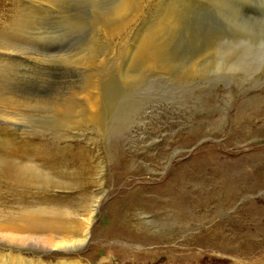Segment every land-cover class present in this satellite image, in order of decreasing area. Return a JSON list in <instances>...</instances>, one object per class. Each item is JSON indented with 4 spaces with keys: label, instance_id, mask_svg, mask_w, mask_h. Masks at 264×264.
<instances>
[{
    "label": "rangeland",
    "instance_id": "1",
    "mask_svg": "<svg viewBox=\"0 0 264 264\" xmlns=\"http://www.w3.org/2000/svg\"><path fill=\"white\" fill-rule=\"evenodd\" d=\"M121 4L0 0V97L20 111L13 122L0 112V225L78 226L100 202L82 246L0 239V264H264V0H141L127 17ZM172 4L180 24L164 33L157 66L142 67L138 44ZM93 80L104 123L70 130ZM234 174L239 187L260 183L232 190ZM169 182L192 211L180 232L165 217ZM124 211L116 221L146 239L116 236ZM202 231L216 235L206 247Z\"/></svg>",
    "mask_w": 264,
    "mask_h": 264
},
{
    "label": "bare ground",
    "instance_id": "2",
    "mask_svg": "<svg viewBox=\"0 0 264 264\" xmlns=\"http://www.w3.org/2000/svg\"><path fill=\"white\" fill-rule=\"evenodd\" d=\"M53 2V1H52ZM121 2V0H120ZM167 2V1H166ZM171 2V1H170ZM176 2V0H175ZM179 2V1H178ZM212 2V1H211ZM174 4V3H173ZM172 4V9L171 6H169L170 8L167 9L164 13H160V17H159V20L157 21V24L156 26L154 27V30L149 34L148 32V36H146L139 44H138V47H137V52L134 50V52H136V57L134 55V57L141 63V65L143 64L142 67H144V65L147 67L151 66V67H156L157 64H158V60H157V54H160L159 52L160 49H162L161 47L163 46L162 45V42L164 39V37L166 36L164 33L166 31H168L169 29H173L177 24H180V23H177V19H176V15L177 13H175V8L177 6H175V8L173 7L174 5ZM176 4V3H175ZM178 4V3H177ZM194 4V3H193ZM119 5V4H118ZM140 5H141V0H123V4H121V7L120 9L116 12L117 15L121 16V15H125L126 17L127 16H131L132 14H134L135 12H137L139 9H140ZM117 6V5H116ZM168 6V4H167ZM32 8V7H31ZM203 8V7H202ZM43 9V8H42ZM174 9V10H173ZM56 10V8H55ZM60 10V9H59ZM114 11H116L115 9H113ZM184 10V9H183ZM70 11V10H69ZM179 11V10H178ZM182 11V10H181ZM113 12V11H112ZM115 13V12H114ZM115 13V14H116ZM114 14V16H115ZM128 14V15H127ZM45 16V15H44ZM106 16V15H105ZM114 16H110V18L114 17ZM179 16V15H178ZM183 16V15H182ZM123 17V16H122ZM125 17V19H126ZM103 18V16H102ZM106 18V17H104ZM103 18V19H104ZM109 18V15L108 17ZM117 17L115 16V18L113 19H116ZM180 18V17H179ZM178 18V19H179ZM102 19V20H103ZM109 21V19H107ZM157 20V19H156ZM155 20V21H156ZM181 20V19H179ZM111 21V19H110ZM119 21V20H118ZM124 21V20H122ZM103 22V21H102ZM115 22V21H114ZM181 22V21H180ZM183 22V21H182ZM156 23V22H155ZM102 25V24H100ZM34 27V25H33ZM151 27V26H149ZM179 27V26H177ZM32 28V27H31ZM181 28V26H180ZM103 28H101V31H102ZM153 29V28H152ZM175 29V28H174ZM178 29V28H177ZM167 34V33H166ZM168 35V34H167ZM167 37V36H166ZM20 38V37H19ZM95 38V37H94ZM101 38V37H100ZM169 41V40H168ZM170 42V41H169ZM133 43V42H132ZM134 44V43H133ZM137 44V43H136ZM164 44V43H163ZM13 47V46H12ZM32 47V46H31ZM136 47V46H135ZM86 49V48H85ZM165 50V49H164ZM88 52L90 53V51L88 50ZM100 52V51H99ZM98 52V53H99ZM130 52V51H129ZM166 52V51H165ZM93 53V52H91ZM96 53V51L94 52ZM93 53V54H94ZM92 54V55H93ZM97 54V53H96ZM162 54V52H161ZM160 54V55H161ZM169 54V53H168ZM85 55L87 56V54L85 53ZM89 55V54H88ZM129 55V53H128ZM132 55V54H131ZM95 55L93 56H90V57H93L94 58ZM81 57H84V56H81ZM96 57V56H95ZM160 57V56H159ZM82 59V58H81ZM85 59V58H84ZM94 60V59H93ZM126 60V59H125ZM136 60V61H137ZM30 61V60H29ZM71 61V60H70ZM73 61V60H72ZM134 61V60H133ZM67 62V61H66ZM85 62H91L92 63V59H90V61H87V59L85 60ZM96 62V61H95ZM135 62V61H134ZM84 64V62H82ZM130 63H132L130 61ZM129 63V65H130ZM161 63V62H160ZM69 64V62H68ZM86 64V69L88 68L87 65L89 66L90 64ZM84 64V65H85ZM83 65V66H84ZM128 65V66H129ZM135 64H133L134 66ZM138 65V64H137ZM135 65V66H137ZM132 66V65H131ZM130 66V67H131ZM132 66V68H133ZM197 66V65H196ZM12 67V66H10ZM15 67V66H14ZM139 67V66H138ZM135 67V69L137 68V70L141 69L139 67ZM163 67V66H161ZM95 68V67H93ZM131 68V69H132ZM158 68V67H157ZM15 69L17 68H14V71ZM96 69V68H95ZM144 69V68H143ZM13 70V69H12ZM18 70V69H17ZM16 70V71H17ZM93 70V69H92ZM13 71V73H14ZM15 71V72H16ZM94 71V70H93ZM92 71V72H93ZM133 71V70H132ZM141 71V70H140ZM139 71V73H140ZM143 71V70H142ZM90 72V71H89ZM35 73V72H34ZM91 73V72H90ZM89 73V74H90ZM96 73V71H95ZM134 73V72H133ZM92 74V73H91ZM97 74V73H96ZM141 74V73H140ZM95 75V74H94ZM6 76V75H5ZM18 76V75H17ZM89 76V75H88ZM141 76V75H140ZM11 77V76H9ZM100 77V76H99ZM92 78V77H91ZM1 79V78H0ZM7 79V78H6ZM90 78H88L89 80ZM94 79V78H93ZM97 79V78H96ZM137 80V79H136ZM4 81V80H3ZM98 81V80H97ZM139 81V80H138ZM137 81V82H138ZM7 82V81H6ZM103 82V81H102ZM105 82V81H104ZM103 82V83H104ZM126 82V81H125ZM131 82V81H130ZM102 83V84H103ZM101 84V82H100ZM102 84H101V87H102ZM105 85V84H104ZM103 85V86H104ZM124 85H127V84H124ZM86 86V85H85ZM107 86V85H106ZM105 87V86H104ZM21 88V87H20ZM106 89V87H105ZM3 90V88H2ZM71 90H73V88H71ZM78 90V89H77ZM80 90V89H79ZM86 95L83 93V95H85V97L83 98L84 101H85V105L84 107L81 109V113L80 111H76V114L74 115V117L72 118V120H70V124L73 125L71 127L70 130H75L76 128H79L82 124L84 123H89V124H102L104 123V119L102 118V115L105 113V115L107 114V109H106V112H104V108L102 107V96H101V92H100V89H99V85L96 81H92V83H90V86L88 88H86ZM102 90V88H101ZM104 90V89H103ZM7 91V89H6ZM4 91V92H6ZM76 91V89H75ZM74 90L72 92H75ZM3 92V93H4ZM107 92V91H106ZM1 93V91H0ZM8 93V92H7ZM14 93V92H13ZM16 93V92H15ZM80 93V92H79ZM82 93V92H81ZM62 94V93H61ZM76 94H78L76 92ZM67 95V94H66ZM80 95V94H79ZM71 96V95H70ZM81 96V95H80ZM28 97V96H27ZM39 97V96H37ZM17 98V97H16ZM67 98V97H65ZM71 98V97H70ZM76 98V97H75ZM73 98V99H75ZM81 98V97H80ZM79 98V99H80ZM105 98V97H104ZM11 99V98H10ZM37 99V98H35ZM34 99V100H35ZM69 99V98H68ZM72 99V98H71ZM72 99V100H73ZM13 100V99H12ZM26 100V99H25ZM64 100V99H63ZM82 100V99H81ZM8 102H6L5 98H1L0 97V112L3 113V115H5L9 121H11L12 117H16L18 118V105H17V102L15 101H12V102H9V100L7 99ZM11 101V100H10ZM18 101V100H17ZM39 101V100H38ZM65 101V100H64ZM107 101V100H106ZM40 102V101H39ZM53 102V100H52ZM68 102V101H67ZM55 103V102H54ZM58 103V101H57ZM27 104V102H26ZM56 104V103H55ZM29 105V103H28ZM59 105V104H58ZM61 105V104H60ZM59 105V106H60ZM64 105V104H63ZM22 106V105H21ZM33 106V105H32ZM37 106V105H36ZM43 106V105H42ZM48 106V105H47ZM51 106V105H50ZM55 106V105H54ZM58 106V107H59ZM104 106V105H103ZM110 106V105H109ZM27 108V106H25ZM24 107V109H25ZM30 107V106H29ZM39 107V106H38ZM57 107V108H58ZM80 107V105H79ZM63 108V106H62ZM71 108V106H70ZM73 108V107H72ZM71 108V110H72ZM76 108V107H75ZM78 108V107H77ZM107 108V107H106ZM22 109V108H21ZM20 109V110H21ZM28 109V108H27ZM35 109V108H34ZM60 109H61V106H60ZM50 110V109H49ZM70 110V111H71ZM30 111V110H29ZM39 111V110H38ZM44 111V110H43ZM59 112V110H57ZM56 111V113H58ZM62 113L64 114V111L61 109ZM60 111V112H61ZM110 111V110H109ZM20 112V111H19ZM24 112V111H23ZM22 113V112H21ZM20 113V115H21ZM32 113V112H31ZM53 112H51V115H52ZM61 113V114H62ZM67 113V112H66ZM72 112H69V114H71ZM59 114V113H58ZM56 114V115H58ZM62 114V115H63ZM74 114V113H73ZM26 115V113H25ZM28 117H29V114L27 113ZM26 115V117H27ZM40 115V114H38ZM72 115V114H71ZM32 116V115H31ZM25 117V118H26ZM54 117V116H53ZM66 116H63V118H65ZM69 117V116H68ZM105 117V116H104ZM10 118V119H9ZM71 117H69L70 119ZM68 119V118H67ZM68 119V120H69ZM13 120V119H12ZM67 120V124L69 123V121ZM7 122V121H5ZM13 122V121H11ZM66 123V122H65ZM68 127V126H67ZM65 130V129H64ZM223 165V164H222ZM221 170V169H220ZM188 176V175H187ZM236 174L234 175H231L229 177V181H230V185L232 187V190L233 188L235 190H239V188H242V186H245V190L247 191H252L254 190L257 185L260 183V179L257 178L256 176L254 177V179L251 181V182H248L244 185H241L240 187L237 186V183H240L241 182V179L236 176ZM226 179V178H225ZM187 180H191V178L188 176L186 179H184L183 182L187 181ZM160 193L164 196V197H169V204H171V207L169 208L171 211L170 212H167L165 215V217H171L176 225V229L175 231L176 232H180L182 231V228L180 229L179 228V225L178 223H181L185 226H187V222H188V218H189V213L192 215V211L191 209L187 208L185 206V193L184 192H181L179 190L176 189V186H175V182H169L168 184L164 185L161 190H160ZM234 193V192H233ZM143 194V193H142ZM135 195V194H134ZM132 195V196H134ZM132 196H130L129 198H131ZM226 199H229L228 196H226ZM99 201H95L94 202V206L92 208V211L90 212L91 215L89 217V219L84 222V223H81L79 224L78 226L75 225V224H69L67 225L66 224H62V223H58V222H43V221H40L38 220L37 218L38 217H32V219H27L28 223L25 224V221L24 222V226L23 224H18V225H0V239L10 243V244H20V243H23V242H29V241H34V242H37L38 244H42L44 249L45 250H62V251H69V250H73L79 246H82L83 244H85L87 242V240L90 238V235H91V226H92V220H93V217L95 216L97 210H98V207H99ZM247 207H249L250 209V205H246ZM253 207L255 205H252ZM154 206L151 205L149 208H153ZM255 208V207H254ZM168 209V210H169ZM258 209V208H257ZM167 210V211H168ZM254 212L253 209H251ZM115 212V211H113ZM126 212L127 211H124L122 212V214L120 215H117L115 214L114 215V232H116V236H127L129 238H134V239H139V240H142V239H146L147 236L140 232V231H137L135 230L132 231V227L130 224L127 223V221H125L124 219L122 218H119L122 222L120 221H116V217H126ZM143 215H146V214H149L148 213H144L142 212ZM163 216V215H162ZM146 217V216H145ZM177 219H183V220H177ZM150 222V221H149ZM174 231V229H173ZM174 233V232H172ZM176 234V233H175ZM174 234V235H175ZM143 238H142V236ZM174 235H168L166 237H162V236H154L155 238H157L158 240L160 241H167V240H171V239H174L175 236ZM214 237L216 235H211L210 233L206 232V231H202L200 233H198L194 238L196 239V244L199 245V246H203V247H206V244H207V238L209 237ZM217 237H218V234H217ZM124 238V237H123ZM24 244V243H23Z\"/></svg>",
    "mask_w": 264,
    "mask_h": 264
}]
</instances>
